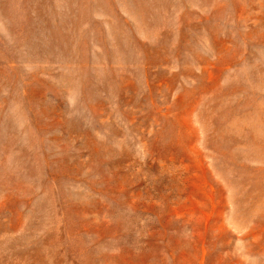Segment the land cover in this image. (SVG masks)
<instances>
[{
  "label": "rangeland",
  "instance_id": "1",
  "mask_svg": "<svg viewBox=\"0 0 264 264\" xmlns=\"http://www.w3.org/2000/svg\"><path fill=\"white\" fill-rule=\"evenodd\" d=\"M0 264H264V0H0Z\"/></svg>",
  "mask_w": 264,
  "mask_h": 264
}]
</instances>
